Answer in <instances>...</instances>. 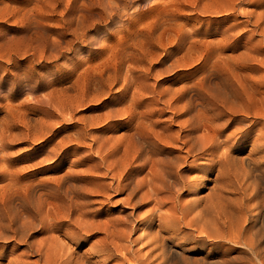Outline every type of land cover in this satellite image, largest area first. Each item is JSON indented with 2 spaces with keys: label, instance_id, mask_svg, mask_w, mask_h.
I'll return each mask as SVG.
<instances>
[{
  "label": "rangeland",
  "instance_id": "obj_1",
  "mask_svg": "<svg viewBox=\"0 0 264 264\" xmlns=\"http://www.w3.org/2000/svg\"><path fill=\"white\" fill-rule=\"evenodd\" d=\"M263 14L264 0H0V234H8V239L0 237V264H7L13 255L26 253L27 243L10 238L14 234L11 230L24 221L26 213L34 220L38 218L36 222L41 217L36 214L39 210L47 218L45 213L51 206L46 202L53 201L55 191L65 194L67 188L98 189L100 183L113 182L111 174L104 177L102 172H95L102 179L100 183L88 182L83 176L89 165L100 163L98 142L105 145L101 154L120 138L125 137L128 145L126 138L132 130L126 113L133 103L137 105L131 109L140 116L150 111L152 100L159 94L212 96L215 83L220 81H225L227 93L232 94L227 96L232 99L247 96L246 91L251 93L255 85L260 87L258 96L264 97V70L260 65L256 67L264 63V21H257ZM218 54L225 60L214 63ZM255 78L261 82L257 84ZM156 106L164 110L157 115L162 125L177 129L188 117L172 120V111L162 104ZM244 119L245 123L250 120ZM255 137L248 138L237 153V169L243 177L240 181L232 179L226 197L232 210L241 202L251 203L243 213L248 219L246 224L251 223L249 235L255 236L260 249L264 248V209L254 207L258 198L252 191L260 187V194L264 193V160L249 155ZM123 150L117 152L118 157ZM133 164L132 168L138 163ZM119 171L123 176L130 168L121 167ZM245 173L251 174L243 182ZM214 184H193L184 190L181 200L202 206L215 193ZM130 191L109 190V195L97 197L93 205L102 209L96 221H119L121 225L130 219L127 222L138 227L132 237L141 235L132 244L126 264L135 263L129 261L130 256L146 257L150 248L144 237L152 229L153 235L160 229L158 213H147L154 204L134 208L138 195L131 196ZM197 214L198 210L193 215ZM187 228L193 234L182 232L172 241L175 247H168V264H220L217 252L221 248L202 243L196 239L198 230ZM44 236L34 233V240ZM99 236L92 237L78 251H86ZM228 246L234 264H253L235 250L245 247L233 243ZM209 250L212 253H207ZM37 258L29 257L31 261ZM154 259L153 264H159L160 260ZM122 262L118 258L109 264Z\"/></svg>",
  "mask_w": 264,
  "mask_h": 264
},
{
  "label": "bare ground",
  "instance_id": "obj_2",
  "mask_svg": "<svg viewBox=\"0 0 264 264\" xmlns=\"http://www.w3.org/2000/svg\"><path fill=\"white\" fill-rule=\"evenodd\" d=\"M227 10L232 9L229 8ZM260 20L264 21V14L257 18L258 22ZM215 59L214 63L225 60L220 54ZM225 62H228V60ZM258 65L264 70L263 62L256 64V67L260 68ZM238 79L240 80L239 77ZM259 79H257V84L261 82ZM224 82L215 83L216 85L213 89V92H215L212 96L198 97L197 95V97H186L184 95L164 96L159 94L152 100L149 106L150 111L146 114H139L140 116L135 115L136 112L131 109L137 105L133 103V106L126 113L130 123L129 128L132 130L128 136L129 139H127L128 137L126 138L129 142L128 145H126L127 142L124 140L125 137L120 138L111 144L108 147L109 149L107 148V152H104L105 154L102 153V155L101 151L105 145L103 142H98L100 163L89 165L83 176V179L88 182L100 183L102 179L95 176V172H102L104 177L111 174L113 182H108V184L100 183L101 188L98 187V189L76 190V187H74L76 191H69L67 188L66 191L68 192L65 191V194H60L58 193L59 191L55 193V191L53 201L47 200L48 202H46L47 205L49 204L54 209V212L51 211L52 208L50 206L47 213H45L48 216L47 218L43 217L40 210L37 213L35 212L38 216V213H40L39 222H36L37 217L34 220L33 215L26 213L27 217L24 215L25 219L20 225L13 230L10 228L14 233L10 238L27 243V245L25 244L27 251L26 253L13 255L8 259L7 264H109L118 258L123 259L124 263H122L126 264L128 261L127 255L132 252V244L138 241L141 235L137 239L132 237L137 232L138 227L134 223H128L127 221L130 219H125L126 222L124 220L121 225L119 221H96V218L102 215V209L93 207L96 203V198L104 194L109 195V190L122 192L126 189L131 190V196L138 195L136 201L134 200V208L140 209L151 203L154 204L151 209L148 207L147 213L152 214L156 211L160 222V229H157L158 231L154 233L155 235L152 234L154 231L152 229V233L149 232L144 237L147 239L146 247L150 248L147 255L145 254L146 257L141 254L139 257L136 255L130 256L131 259L129 257V261H135L134 264H153L155 257L158 258V261L160 260L159 264H168V247H175L171 244L172 241L176 240L182 232L185 235L193 234V230L187 227L198 230V234L195 233L198 235L196 237L197 240L203 241L202 243H208L212 247L218 246L221 248L217 252L220 264H234L232 262L235 260L233 259L234 257H231L232 259L229 257L232 252L228 243L245 247L242 250H235L242 253L246 262L253 260V264H264V248L259 247L260 249H257L258 242L256 243L253 239L254 235L252 236V233L249 235L252 231L251 223L248 224L250 226L246 224L248 219L243 213L246 208L252 206L251 203L245 204L241 202V205L238 204V207L232 210L227 203L226 197V191L233 183L232 179L240 181L243 177L241 171L238 170L239 167H237L240 159L237 158V153L242 150L247 139L254 134L256 137L252 141L253 145L252 148L250 147L251 152L249 155L256 156L258 160H264V97L258 96L257 91H259L260 87L255 85L251 87V93L244 89L248 93L247 96L242 95L232 99L227 96L229 93H227L228 90L226 91L227 85ZM236 85L234 86L235 89ZM244 90L242 89L243 92ZM229 95L232 94L230 93ZM158 104H162L166 109L172 111V120L185 115H188V117L180 123L177 129L172 125H162V121L157 115L163 113L164 110L157 108L156 105ZM239 115L249 117L250 120L245 123L244 117L239 118ZM233 127L236 129L228 133ZM237 134H239L237 141L232 142V138L236 137ZM121 148H124V150L122 155L118 157L117 152ZM252 158L255 159V157ZM200 160L204 161L200 162ZM134 162L138 164H135L136 167L132 168ZM121 167H129L130 172L119 176ZM146 169H148L147 173L142 177L141 174ZM260 169L259 171H262ZM249 174L251 173H245L243 182L245 179H249ZM140 175L141 177H139ZM128 179L131 182L123 183ZM209 181L216 184H214V187L211 185L215 193L211 194L212 192L210 191L209 194L213 195L212 197L207 194L206 197H210L207 198L208 200L206 199L205 204L199 206L192 203H183L181 196L184 190L189 189L193 184L201 185ZM248 184L251 186V183ZM82 185L84 184L82 183ZM248 187H245L246 190ZM78 188L80 189V187ZM241 188L243 189V187ZM260 191V187L253 188L252 192L256 193L254 197L258 198V200L255 204L252 202L253 199L251 202L255 208L263 211L264 193L260 194ZM167 205H170V207L168 209L165 208V212H161ZM32 210L37 211L35 209ZM196 210H198V214L193 215ZM143 217L141 218L143 219ZM136 220H139L138 217H136ZM66 221L68 222L67 226H65ZM177 223H181L183 226L177 228ZM6 232H2L0 237L8 239ZM34 233L44 234L45 236L34 240ZM97 235H101L98 237V241L90 243L86 251H78V249L82 248V245L88 244L91 238ZM60 238L64 239L61 240ZM259 238L261 237L259 236ZM137 253L139 254V251ZM207 253H212V251L209 250ZM169 254H171V251ZM31 255H35L38 258L31 261L32 259H29Z\"/></svg>",
  "mask_w": 264,
  "mask_h": 264
}]
</instances>
